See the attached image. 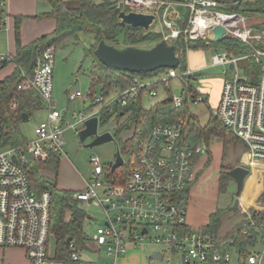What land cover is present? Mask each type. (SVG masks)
<instances>
[{
    "label": "built area",
    "instance_id": "1",
    "mask_svg": "<svg viewBox=\"0 0 264 264\" xmlns=\"http://www.w3.org/2000/svg\"><path fill=\"white\" fill-rule=\"evenodd\" d=\"M119 2L129 12L155 16L158 27L153 26L151 31L159 34L167 44L184 35L185 41L200 39L208 45V31L220 25L226 31L225 38H233L248 46V53L222 50L211 58L213 66L225 67L215 115L244 146L245 164L253 167L256 163H264V50L255 46V43L262 42L263 36L253 33L246 17L217 10L219 4L213 0ZM180 9L185 11L184 16L188 15L183 30L180 24L185 17L180 15ZM54 58V46L45 48L35 58L32 79L23 85L41 96L47 111L45 120L35 124L33 138L25 147L27 155L40 162L46 161L51 153L61 155L65 144L63 127L77 134L83 129L84 121L95 116L100 126V109L94 114L76 115L74 122L68 123L61 112L54 108ZM249 60L259 69L253 70L245 64ZM194 73L187 67L179 73L176 68H169L166 69L167 78L156 76L157 79L153 80L135 77L124 90L109 92L115 95L108 102L105 103V97L100 96L93 103L100 107H110L115 103L125 107L128 101L139 97L140 91L142 96L155 98V84L166 85L172 78L184 83L195 79ZM80 97H83L82 93L74 92L68 95V100ZM200 101L201 96L192 102ZM182 104V96H171L172 109L178 110ZM13 108L14 105H11ZM80 124L82 128L79 130L76 127ZM183 125V121L175 120L171 124L137 129L134 132L139 137L136 154L127 163L126 173H116L115 170L111 174L110 168L100 166L97 157L90 160L92 177L82 190L73 192L72 199L80 206L84 203L100 207L105 214L103 225L89 240L94 248H85L86 252L97 257L93 261H83L81 251L71 241L67 246L71 251V260L63 262L54 258V251L51 252L48 245L50 196L47 192L39 193L32 189L22 168L25 155L19 148L0 150V248L22 250L29 264H116L129 250H144L148 246L156 248L160 257L159 261L151 259L149 264H204L209 260L230 264L229 250H219L222 240H213L201 228L186 226L184 204L187 196L184 191L195 181V155L202 157L206 151L200 146L189 145L182 134ZM12 156H15L16 162L12 161ZM125 163L123 158V165ZM249 215L247 213L245 216L248 218ZM87 218L90 219V216ZM101 251L105 258L103 261L100 259ZM261 260L260 254L251 253L244 264H260Z\"/></svg>",
    "mask_w": 264,
    "mask_h": 264
},
{
    "label": "trees",
    "instance_id": "2",
    "mask_svg": "<svg viewBox=\"0 0 264 264\" xmlns=\"http://www.w3.org/2000/svg\"><path fill=\"white\" fill-rule=\"evenodd\" d=\"M49 4L50 10L46 14L37 16V19L51 18L55 20L54 29L40 38L34 39L33 42L22 45L21 36L19 35L20 18L15 19L14 35H15V54L13 57H8V60L0 63L1 66L6 63L15 65L14 71L4 77L0 81V150L7 148H19L25 155V162L22 163V168L25 170L29 184L35 192H47L50 196L49 209V226L50 234L54 239V258L63 262H69L71 251L65 245V241L70 238V241L82 251L86 248L87 237L83 233L82 224L86 218V214L79 208V203L72 199L73 191L61 190L56 183V179L51 177V174L57 175L59 172L60 158L59 154L51 153L50 157L43 162L35 161L30 155H27L25 147L29 142L24 138L20 131L22 114L28 115V120L35 112L45 109V104L38 93L32 88L26 90L19 89V86L24 82L31 80L34 72V61L37 55L45 50L48 46H57L63 43L64 40L74 38L78 40L79 34H84L92 37L93 43L88 45L87 52L95 58L94 50L96 45L103 41L109 45L120 46H140L141 44L153 45L161 41V36L149 31H144L141 28H132L129 25L120 26L118 14L122 10L118 9L116 2L111 0H42ZM167 1V0H164ZM174 1V0H173ZM217 10L223 13H238L244 15L247 20V25L252 29L264 34V0H242V2H227L219 4ZM124 12H129L123 10ZM4 8L0 1V28L3 25ZM188 15L184 18V23L187 21ZM189 40H184V35L180 36L172 43L176 47V54L180 60L176 69L184 71L186 69V50L189 49ZM198 48L209 49L214 48L237 54L249 52L247 45L233 38H224L219 42H208L205 44L203 40L198 39L193 41ZM93 44V45H92ZM143 47V46H141ZM150 48V47H149ZM100 75H94L90 86V97H94V87L96 83L103 85L102 95L106 97L110 92L122 91L129 87L133 78H146L155 72L164 70H155L151 73L132 74L120 70L106 68L102 63H99ZM249 67L253 70H258L259 66L255 65L252 60L247 61ZM185 91L183 92V106L178 109L163 110V106L170 105L171 96L162 103L155 104V107L146 109L142 106V92L139 97L127 102L125 107L118 104L110 105V107H100L99 123L107 125L111 118L114 126L115 135H125L121 149L122 157L126 163L134 159L136 154L137 140L139 137L135 135L137 129L145 126L151 127L156 124H171L175 120L183 121L182 134L188 140L190 146H197L203 143L205 147L209 146L212 139H218L222 142L223 149L233 143H237V139L231 134L218 119L217 115H212L209 121L205 124H200V121L191 114L187 108L188 98L194 101L200 94L188 85V81L184 82ZM11 105L14 108L11 109ZM98 105L93 103V106ZM225 150V149H224ZM225 152V151H224ZM210 153H206V155ZM208 155V161L204 164L207 166L211 158ZM198 157H196L197 159ZM210 159V160H209ZM118 170V169H117ZM196 180V179H195ZM218 182L219 192H224L228 183L231 181L225 174H221ZM190 187L185 189L187 194ZM262 194L257 199V204L264 206V187ZM227 210H215L209 215L208 223L203 232L209 235L213 240L217 241V233L220 228V219L226 212L236 211L233 208L227 207ZM250 215L246 216L236 225L233 230L222 237V242L219 250H232L239 258L247 259L251 249L256 243L261 240L264 243V210L249 208ZM204 264H227L224 261L218 263L211 260Z\"/></svg>",
    "mask_w": 264,
    "mask_h": 264
},
{
    "label": "rangeland",
    "instance_id": "3",
    "mask_svg": "<svg viewBox=\"0 0 264 264\" xmlns=\"http://www.w3.org/2000/svg\"><path fill=\"white\" fill-rule=\"evenodd\" d=\"M38 5L39 12H48L50 10L49 4H46L42 0H36ZM116 2V6L120 10H127L128 8H123L120 6L119 0H111ZM100 0H96V3H99ZM180 15L184 16L183 9L179 10ZM264 19V18H263ZM186 23V24H185ZM180 24V28L183 30L185 25H187V21ZM154 27H158V24H155ZM255 34H261L263 36V40L261 43H255V46L259 49L264 50V34L263 32L256 31ZM93 43L92 37L79 34L78 40L76 41L74 38H69L63 41L62 44L55 46V58H54V69L52 72L53 79V90H52V102L54 108L61 112L62 116L68 123L74 122V116L76 115H89L90 113L94 114L97 109H100L99 104L93 106V100L95 98H99L102 95L103 85L100 83H96L94 87V97L91 99L90 97V86L94 75H100V66L95 61V58L88 54L87 47ZM93 45V44H92ZM143 47H152L153 45L149 44H141ZM196 50V49H192ZM200 50V49H199ZM197 50V51H199ZM222 50L209 48L204 49L202 52V65L204 66L199 72H195V79H190L188 81V85L196 90L200 96L202 97V101L200 102H192V99L189 100L187 108L191 114H193L197 120L200 121V124H205L209 121V118L215 114L216 111V101L220 96V83L222 79H224L223 72L225 71L224 66L220 65H212V57L216 52H220ZM8 60V57L0 56V63ZM9 64L0 65V71H3L5 67ZM247 64V62H245ZM248 65V64H247ZM243 66V64H242ZM176 72L179 73L180 69H176ZM166 69L155 72L151 74L149 77L143 79H157L156 76H160L162 78H167L165 76ZM159 78V77H158ZM26 81H24L19 89L26 90L23 85ZM185 87L184 83L178 78H172L166 85L163 84H155L154 91L157 92L155 98L149 96H142L141 103L142 106L146 109L155 107V104L162 103L166 101L168 96H176L183 97V92L185 91L183 88ZM80 92L83 97L77 98L73 101L68 100V95L70 93ZM110 92V91H109ZM112 93H116L113 92ZM110 94V93H109ZM115 94H110L105 97V103L110 100ZM163 110L172 109L171 105L163 106ZM47 111L41 110L35 112L32 117L28 121H23L20 124V131L24 138L30 141L33 138V132L35 128V124L44 121L46 118ZM114 121V117L111 118L109 124L103 126L100 125L98 127V133L108 132L114 138L111 142L98 144L93 147H89L88 145L93 141V138H87L84 142H80L77 138V134L74 130L63 127V139L64 146L61 152V159L66 164V168L62 169V164L60 163L59 172L57 175L51 174V177L55 178L60 185H68L71 184L70 190L76 191L80 189L86 181H89L92 177V164L90 160L92 158H98L99 164L105 169H109V167L114 162L117 150L121 149V145L123 140H125V135H115L114 126L112 122ZM77 129L82 128V124L76 127ZM125 138V139H124ZM235 148L233 149L230 146L231 151H229L228 146H222V142L220 140L212 139L209 143L208 147H205L203 143L200 145V149L206 151V153H210L206 155H195L193 159V164L195 165L194 172L195 178L194 185L192 184V188L187 195L186 202L184 204V209L187 211L186 223L188 226H204L208 222V214L213 211V209L218 208L219 206L226 205L229 199V193L234 188V185L230 182L228 189L224 192H219L218 190V177L220 175V171L222 169L231 168L236 162L240 160L244 156L243 149L241 145L238 143H233L232 145ZM225 151V152H224ZM208 155L211 158L208 163L209 166L206 167L204 165L208 161ZM196 157H198L196 159ZM256 167V168H255ZM255 169L254 172L259 171L262 172L264 170V163H260L253 167ZM119 171L123 174L126 173L127 167H120L116 170V173ZM264 178V174L262 176ZM253 182V178H249L248 185L250 186ZM62 183V184H61ZM69 186V185H68ZM232 188V190H231ZM79 208L86 214V218L83 221L82 229L83 233L87 237L86 247L94 248L89 240L93 234H95L98 227L103 225L105 220V214L103 213L100 207L96 208L94 206L84 204L79 206ZM90 216V219L87 218ZM50 251H54V239L53 235L50 234L49 241ZM16 249V248H12ZM264 249V243L259 240L256 245L251 249L252 253H261ZM20 250V249H19ZM22 251V250H21ZM81 259L84 260H97V257L86 252L85 249L81 252ZM231 262L230 264H235L236 254L231 252ZM100 259L105 260L103 251H101Z\"/></svg>",
    "mask_w": 264,
    "mask_h": 264
},
{
    "label": "crops",
    "instance_id": "4",
    "mask_svg": "<svg viewBox=\"0 0 264 264\" xmlns=\"http://www.w3.org/2000/svg\"><path fill=\"white\" fill-rule=\"evenodd\" d=\"M0 1H2V5L4 8V18H3L4 21H3L2 27L0 28V56L1 58L2 56L11 58L14 56L16 52L15 35H14L15 19L20 18L21 20L20 25H19V35L21 36L22 45H27L33 42L34 39L47 35V33L51 32L55 27L54 19H51V18L37 19L36 18L39 15L47 13V12H39L38 10L39 4L37 3L36 0H0ZM174 1H180V0H174ZM48 8L50 9V6ZM184 14H185V11L183 15ZM194 49L196 50H192L189 47V49L186 50V53H185V57L187 60L186 67L190 68L191 70L195 72H199L204 67L201 63L202 53L200 52V50L203 52L204 49L202 48H198V49L194 48ZM14 69H15V65H13L12 63H9L7 67L3 69V71H0V81L3 80L4 77L10 75L14 71ZM222 82H223V79L220 83V89H221ZM218 100L219 98L216 101V106H217ZM237 143L241 145V148L243 149V154H244L245 153L244 146L239 141ZM230 146L231 148L236 149L235 144L234 146L229 145L228 146L229 151H231ZM239 159L240 160L238 161V163L236 162L234 165H232L230 169L227 168V169H222L220 171V175H221V174H224V171L226 170H231L234 167L241 166L246 169L248 168L250 170V174L246 178L241 195L239 196L236 204L234 205L236 208V211L226 212L220 219V228L217 233L218 240L219 239L222 240V237H224L225 235H227L233 230L234 226H236L249 212V208H253L257 210H264V206L257 204V199L262 194L261 192L263 191V187H264V178H262L264 174V170L262 172H259V171L253 172L254 170L253 167H250L248 164H245L244 156ZM60 163L62 164V169H64V167L66 168V164H64V161H62L61 158H60ZM251 177L253 178V182L250 186H247L249 178ZM230 182L232 183V185H234V188L233 190L231 188L232 191L231 193H229L228 202L226 203V205H222V206H219L218 208L213 209L212 212L218 209L226 211L227 210L226 208L231 206L232 198L234 195L233 192L235 190V184H234V181L232 180ZM230 182L228 183L226 190L228 189ZM56 183L58 184L59 189L65 190V191L70 190L72 186L69 183H67L69 186L68 185L66 186L64 184L60 185L59 182L57 181ZM85 183H83L82 187L78 190H82V188L85 186ZM196 183L197 181L194 183V185ZM191 188H192V185L190 186V189L188 190L186 196L189 194V191L191 190ZM70 191H73V190H70ZM212 212L208 214V219H209V215ZM186 216H187V211H186ZM206 224H204V226H206ZM186 226H188L187 223H186ZM204 226H188V227L202 229L204 228ZM158 252L159 251L152 246L145 247L144 250H129L127 254L120 257L116 261V264H149V261L153 259L151 257L152 254H158ZM231 252L236 254L234 251L229 250L230 254ZM255 254H260L262 258L260 264H264V249L263 251H261V253H255ZM235 258H236L235 264L245 263V259L243 260L239 258L237 254ZM0 264H29V262L26 260L24 252L19 249L0 248Z\"/></svg>",
    "mask_w": 264,
    "mask_h": 264
},
{
    "label": "water",
    "instance_id": "5",
    "mask_svg": "<svg viewBox=\"0 0 264 264\" xmlns=\"http://www.w3.org/2000/svg\"><path fill=\"white\" fill-rule=\"evenodd\" d=\"M212 1V0H210ZM218 4H225L227 2H242V0H213ZM120 26L129 25L132 28H141L144 31H149L153 28L156 22V17L149 14L135 13V12H120L118 14ZM226 31L220 25H215L210 28L207 35L209 42H219L225 37ZM191 49L197 47L195 43L189 44ZM94 50V56L99 63H102L106 68H112L120 71H125L132 74L139 73H151L155 70L177 68L180 60L176 54V47L172 44H167L164 40H161L152 47L141 46H120V45H107L103 41H100ZM22 121H28V115L22 114ZM98 130V118L91 117L84 121V127L77 133V138L80 142H84L87 138H93V141L88 145L89 147L96 146L98 144L111 142L114 138L108 132L97 133ZM117 155L109 167L111 174L119 169L123 165V158L119 150ZM13 162H16L15 156L11 157ZM224 174L234 181L235 190L233 192V198L231 208L236 204L239 196L244 187L246 178L250 174V170L241 166L232 168L231 170L224 171ZM145 231V230H144ZM70 238L65 241V245L68 246ZM152 258L160 260L157 254H152Z\"/></svg>",
    "mask_w": 264,
    "mask_h": 264
},
{
    "label": "bare ground",
    "instance_id": "6",
    "mask_svg": "<svg viewBox=\"0 0 264 264\" xmlns=\"http://www.w3.org/2000/svg\"><path fill=\"white\" fill-rule=\"evenodd\" d=\"M258 164H260V163H256V164H254V166H255V165H258ZM254 166H253V167H254ZM255 168H256V167H255ZM254 171H255V169L253 170V172H254Z\"/></svg>",
    "mask_w": 264,
    "mask_h": 264
}]
</instances>
